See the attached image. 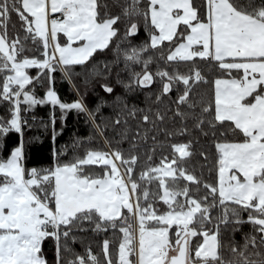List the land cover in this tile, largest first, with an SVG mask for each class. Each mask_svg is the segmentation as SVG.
<instances>
[{"label": "snow or ice", "instance_id": "snow-or-ice-1", "mask_svg": "<svg viewBox=\"0 0 264 264\" xmlns=\"http://www.w3.org/2000/svg\"><path fill=\"white\" fill-rule=\"evenodd\" d=\"M113 6L109 0H0V140L11 130L23 137V113L49 102L53 141L57 105L61 121L72 109L86 113L96 134L76 137L59 151L54 145L56 163L48 168L25 167L22 140L0 158V264H264V0H115L118 12ZM13 14L23 35L9 34ZM141 27L147 38L133 43ZM105 50L116 60L100 69L96 57ZM154 52L174 65H196L200 58L216 69L214 79L199 67L180 72L157 63L150 70ZM121 60L129 75L117 72L116 80L126 93L157 78L156 102L175 87V107L129 105L105 80L119 112L98 123L109 102L90 109L83 96L95 76L110 75ZM33 66L35 75L27 71ZM76 66L85 72L76 73ZM57 70L70 82L84 75L79 98L61 99L53 86ZM198 83L210 84L211 94L193 97ZM37 86L46 95L38 96ZM96 136L108 151L88 146L75 154ZM177 136L189 138L172 142ZM200 137H210L214 148L211 182L203 169L198 174L188 167ZM158 149L160 162L153 163ZM69 150L74 154L64 160ZM200 155L207 163L206 148ZM244 224L251 230L241 243L234 234ZM108 229L115 243L105 238L100 253L81 235ZM45 241L54 248L51 260ZM76 241L84 243L83 253L72 246Z\"/></svg>", "mask_w": 264, "mask_h": 264}, {"label": "trees", "instance_id": "trees-1", "mask_svg": "<svg viewBox=\"0 0 264 264\" xmlns=\"http://www.w3.org/2000/svg\"><path fill=\"white\" fill-rule=\"evenodd\" d=\"M124 0H120V3L122 4ZM110 4H113L112 11H120L119 7L115 6V0H109ZM15 25V28L13 27ZM9 34L13 35L17 32H19L21 35H23L22 30L20 29V21L18 17L13 14L12 20L9 23ZM147 38V32L141 27V30L139 34L133 39V43H139L140 41ZM167 43V42H165ZM128 45L126 43H122L121 47H127ZM114 47V46H113ZM34 46L29 45V49L33 50ZM154 55V61L150 66V70H155L157 63H159L160 67H167L169 70H172L173 67H178L180 72H188L190 69H193L194 67H199L202 74L207 76L209 80L214 79L216 69L210 68L208 64L203 63L200 61V58H194L197 63L196 65H193L191 62H181L178 65L167 63L165 60L161 59V57L153 53ZM116 60V55L114 51L111 50H105V55L103 56H97L96 62L98 63L100 69H103V64L109 61ZM93 67L92 63H89L88 70H91ZM112 71L110 75H97L95 76L91 83L87 86V93L83 96L84 101L86 102L87 106L90 109H95L97 104H101L102 100L108 101L109 103L102 104L100 108V112L97 113V122L101 123L102 118H107L110 122L111 119H114L116 114L119 112V107L112 103L114 100V96L112 94L106 93L105 89L103 88V83L105 80L107 82L111 83L114 86V91L117 95H124L126 97L127 102L129 105L131 104H137L141 108H164L166 105H171L172 107H175L174 100L177 96L176 88L174 87L171 90L170 94H164L163 99L160 102H156V94L160 91L162 85L158 82L157 78H154V83L152 85L148 86H141V89L138 91H133L131 93H126V90L124 89L123 85L117 83L116 80V73L119 72L120 77L122 79L128 78V71L123 69V61H119L117 63L112 64ZM137 70H140V66H135ZM37 69L33 68L30 70L31 75L36 74ZM76 73H84L85 69H83L81 66L75 67ZM55 80H54V88L57 91L58 95L61 97V99L65 102H72L76 98H79L80 94L84 92V75L79 74L75 75L73 77V80L70 82L68 79L64 78L63 73H61L59 70H57L54 74ZM0 83H2V76H0ZM73 84H75L76 88L80 89V92L78 93L76 91V88L73 87ZM180 87H183L181 84ZM151 91L152 95L147 96V92ZM212 91V87L208 83H198L193 88V92L191 95L193 97L198 98L200 95H210ZM45 88L42 86L36 87V94L38 96H44ZM53 107L51 103H47L44 105H36L33 109L29 110L26 113H23L27 117L28 125H31L29 127L28 125L24 126L23 130V137H21L20 133H17L15 130H11L9 133H7L3 140H0V144H2V148H0V158H6L10 155V150L14 146H18L21 143V140L24 143L25 147V167L30 169L31 167H37L39 168H48L50 166H53L56 161L53 155V146L55 145L56 150L59 151L62 145L71 144L73 139L76 137H82L87 138L90 134L96 135L93 129V126L91 122L88 120L86 113L84 112H77V110L72 109L68 111L67 116L64 118L63 121L59 118L61 115V112L59 110V106H56L55 115L57 116L55 128L57 131V135L55 138V141L52 139V129L50 124V116L52 115ZM5 115V105L3 103H0V117ZM168 115H171V112L168 113ZM35 117V119H33ZM130 121L134 124V118H130ZM179 121V118H177V123ZM192 121H189V126H191ZM48 125V127H45V125ZM166 124L169 128L173 127V123L166 119ZM61 127H63V131H60ZM106 135L111 134V129H107L105 132ZM163 138V137H161ZM188 136H177L172 139V142H182L186 139H188ZM91 146L93 149H100L104 151H108V147L105 145L104 141L96 136L95 139H93L90 142H85L83 147L78 150L77 155H84V148ZM127 147V144L124 145ZM201 148H206L209 156L207 163L202 160L200 155ZM167 152V149H165ZM74 153L69 150L68 153H66L63 157L64 160H69L72 158V155ZM214 148L211 143L210 137H200L199 143L194 142L193 144V156L191 160L189 161L188 167L190 169H194L196 173L200 174L201 170L203 169L202 176L204 179L211 181H214L216 179L215 173L210 175L209 174V168L213 166V160H214ZM145 157L143 153H141V160L138 164L137 168V175L139 168L143 167ZM160 162V150L158 149L156 154L153 157V163H159ZM96 169H100L103 166L102 165H95L93 166ZM194 183V182H193ZM161 204L163 202H160ZM244 216H247V213H243ZM251 230L250 224H244L242 226V231H237L234 234V239L238 242H243V233L246 231ZM81 235H84L86 237L85 243H90L92 250L96 253L101 252V245L102 241L105 238H108L110 240H113L115 243V238L113 236L112 229H108L107 231H101V232H88V233H81ZM231 235V234H229ZM228 237L226 236V239ZM196 239V238H195ZM194 239V241H195ZM77 252L83 253L84 243H81L80 241H76L72 245ZM44 252L45 255L48 257L49 260L53 258L54 255V248L51 243V241H45L44 244Z\"/></svg>", "mask_w": 264, "mask_h": 264}, {"label": "rangeland", "instance_id": "rangeland-1", "mask_svg": "<svg viewBox=\"0 0 264 264\" xmlns=\"http://www.w3.org/2000/svg\"><path fill=\"white\" fill-rule=\"evenodd\" d=\"M33 68H35V67H34V66H33V67H31L30 69H27V71H29V72H30V70H31V69H33ZM30 74H31V72H30ZM44 95H46V89H45V93H44ZM192 239L194 240V239H195V237H193Z\"/></svg>", "mask_w": 264, "mask_h": 264}, {"label": "crops", "instance_id": "crops-1", "mask_svg": "<svg viewBox=\"0 0 264 264\" xmlns=\"http://www.w3.org/2000/svg\"><path fill=\"white\" fill-rule=\"evenodd\" d=\"M60 36L63 37V34H60ZM78 43H79V42H75V44H78ZM75 44H74V46H75Z\"/></svg>", "mask_w": 264, "mask_h": 264}]
</instances>
